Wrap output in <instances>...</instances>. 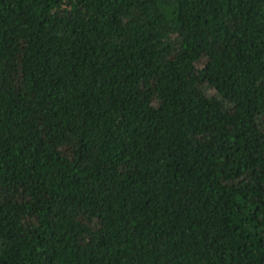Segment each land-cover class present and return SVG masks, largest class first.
Returning a JSON list of instances; mask_svg holds the SVG:
<instances>
[{
    "label": "trees",
    "instance_id": "trees-1",
    "mask_svg": "<svg viewBox=\"0 0 264 264\" xmlns=\"http://www.w3.org/2000/svg\"><path fill=\"white\" fill-rule=\"evenodd\" d=\"M0 264H264V0H0Z\"/></svg>",
    "mask_w": 264,
    "mask_h": 264
}]
</instances>
